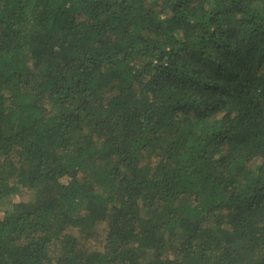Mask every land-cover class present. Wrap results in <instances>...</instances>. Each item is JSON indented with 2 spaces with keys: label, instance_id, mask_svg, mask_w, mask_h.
Wrapping results in <instances>:
<instances>
[{
  "label": "trees",
  "instance_id": "trees-1",
  "mask_svg": "<svg viewBox=\"0 0 264 264\" xmlns=\"http://www.w3.org/2000/svg\"><path fill=\"white\" fill-rule=\"evenodd\" d=\"M0 211V264H264V0H0Z\"/></svg>",
  "mask_w": 264,
  "mask_h": 264
},
{
  "label": "rangeland",
  "instance_id": "rangeland-1",
  "mask_svg": "<svg viewBox=\"0 0 264 264\" xmlns=\"http://www.w3.org/2000/svg\"><path fill=\"white\" fill-rule=\"evenodd\" d=\"M18 199V195H12L11 200H17ZM10 201V200H9ZM9 201H5V202H9ZM2 216V211H0V217Z\"/></svg>",
  "mask_w": 264,
  "mask_h": 264
}]
</instances>
